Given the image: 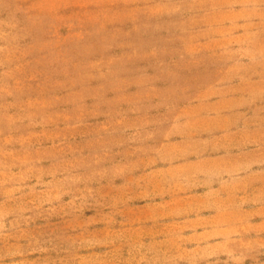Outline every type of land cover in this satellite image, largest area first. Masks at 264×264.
<instances>
[{"label": "rangeland", "instance_id": "1", "mask_svg": "<svg viewBox=\"0 0 264 264\" xmlns=\"http://www.w3.org/2000/svg\"><path fill=\"white\" fill-rule=\"evenodd\" d=\"M0 264H264V0H0Z\"/></svg>", "mask_w": 264, "mask_h": 264}]
</instances>
